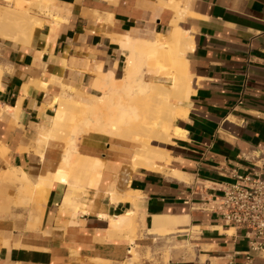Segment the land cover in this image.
Wrapping results in <instances>:
<instances>
[{
  "label": "crops",
  "instance_id": "1",
  "mask_svg": "<svg viewBox=\"0 0 264 264\" xmlns=\"http://www.w3.org/2000/svg\"><path fill=\"white\" fill-rule=\"evenodd\" d=\"M168 2L50 0L60 21L44 17L28 42H4L0 172L20 168L35 182L57 168L64 140H49L42 154L35 142L51 124L53 98L98 92V70L121 78L134 44L128 37L168 41L174 16ZM179 4L194 13L178 21L192 37L185 57L194 91L180 102L187 115L171 125L169 160L131 168L124 160L133 150L128 139L84 133L79 151L104 161L98 187L54 181L40 211L35 200L17 197V182L0 177V264H246L247 238L222 221L219 200L233 173L248 171L253 153L264 148V0ZM143 69L146 80L167 83L166 75ZM112 183L139 195L114 202L106 192ZM129 209L136 210L133 236L109 222ZM160 216L167 229L150 233ZM131 247L139 257L128 263ZM250 252L251 264H264L260 252Z\"/></svg>",
  "mask_w": 264,
  "mask_h": 264
},
{
  "label": "bare ground",
  "instance_id": "2",
  "mask_svg": "<svg viewBox=\"0 0 264 264\" xmlns=\"http://www.w3.org/2000/svg\"><path fill=\"white\" fill-rule=\"evenodd\" d=\"M13 1L16 3L15 7L0 9V19L6 18L13 23L12 29L9 25L8 28L10 29L7 28L8 30L0 33V36L3 35L4 39L16 43L28 42L34 29L41 26L45 19L29 14L25 7L26 0L24 2ZM49 1L39 0L38 2L44 8L46 15H48L47 18L53 20L55 24L59 18L51 13ZM168 3L174 10L168 41H160L158 39L150 41L128 37L129 41H133L134 44L125 63V74L121 78L116 77L112 71L102 72L98 70L97 83L94 86V88L98 89H93L98 92L83 93L91 98L90 103L65 99L61 96L53 98L56 108L54 115L50 118L51 124L47 127V132L38 133L35 141L39 154H42L49 140L59 138L66 131H69L67 133L72 132V136L75 137L88 132H99L125 138L132 143V152L124 157V160L130 164L131 168L144 167L153 169L157 162L169 160L170 149L166 145L171 144L169 127L177 117H185L187 115L188 108L180 102L188 99L190 93L194 91L191 84L192 75L188 71L185 57L186 51L192 47V37L179 25L178 21L185 15H194V13L181 7L179 4L180 0H169ZM49 28H52V26ZM144 66L151 69L157 67L160 72L167 71V83L162 80H146L143 77ZM159 69L158 73H160ZM2 72L3 68L0 66V80ZM72 91H75V89H72ZM145 132L148 134V143L141 142L138 138V136H143ZM152 139L162 142L163 145L151 143ZM2 146V150H6L4 145ZM2 146L0 145V147ZM76 148L78 149V147ZM79 153L76 151L74 154L79 155ZM89 156L92 158L88 159L87 163L94 171L90 185L97 188L102 175L104 161L98 156H92L91 153ZM74 157L76 156L74 155ZM76 160L72 164H75ZM67 178V172L59 167L53 171L39 174L35 182L30 181L26 172L20 168H18L14 176V179L25 183L22 188L24 195L41 201L44 200L48 189L53 185L54 181L59 180V182L71 184ZM118 190L112 183L106 191L114 202L120 198L135 200L137 195H139L137 190L130 189V187L124 192H119L120 190ZM122 190L124 189L122 188ZM101 215L103 217L108 216L107 214ZM164 219L165 217L162 216L157 217L156 222L159 225H163ZM109 222L112 230L121 231L130 227L132 219L131 215L125 212L110 217ZM130 229L132 230V228ZM129 253L128 262L132 263L137 258V253Z\"/></svg>",
  "mask_w": 264,
  "mask_h": 264
},
{
  "label": "built area",
  "instance_id": "3",
  "mask_svg": "<svg viewBox=\"0 0 264 264\" xmlns=\"http://www.w3.org/2000/svg\"><path fill=\"white\" fill-rule=\"evenodd\" d=\"M220 195L222 221L241 229L249 249L245 251L246 264H251L257 251L264 257V148L251 157V167L244 173H233Z\"/></svg>",
  "mask_w": 264,
  "mask_h": 264
},
{
  "label": "rangeland",
  "instance_id": "4",
  "mask_svg": "<svg viewBox=\"0 0 264 264\" xmlns=\"http://www.w3.org/2000/svg\"><path fill=\"white\" fill-rule=\"evenodd\" d=\"M18 1L24 2V0H18ZM38 1L39 0H26L25 7L27 9V12L29 14H31V15H34L37 18H40V19H43L44 17H48V15H46V13L44 11V8L40 5V2H38ZM15 6H16V3L13 0H0V9H5V7L10 8V7H15ZM0 20H1L0 21V33L4 32V31H7L10 28L12 29L13 23L11 22V20L6 19V18H2ZM2 23L5 24V25L3 26ZM9 25H10V28H8ZM6 41H11V40L4 39V36L1 35L0 36V56L2 55L3 44ZM12 42H14V41H12ZM14 43H16V42H14ZM155 69H157V70H155ZM158 69L159 68H157V67H155V68L153 67V70L156 71V72H158ZM159 72H160V69H159ZM160 73L166 75L167 71H165V72L163 71V72H160ZM75 100L76 101H81V102H84V103H90L91 102V98L89 96H87V95L85 96V94H83V93H82V97L81 98L75 99ZM48 125L46 127H48ZM171 125L169 127L170 135H171ZM45 132H47V128L45 129V131L43 133H45ZM67 132H69V131H66L65 133L61 134L60 137H59V138L64 140V146H63V152H62L61 161H60V164L57 166V168L58 167L62 168V169H64L67 172V175H68L67 180L72 185H77V186H80V187H82L84 189L85 188H90V187H92L90 185V180L93 177L94 171H93V169H91V167L88 165L87 162H88V159H90L92 157L89 156V155H86L84 153H81V152L79 153V149H77L76 147H78V139L80 138V136L79 137H75V136H72V132H70V133H67ZM138 138H139V140L141 142H143V141L146 142V143L149 142L148 134L146 132L143 133V136H138ZM150 142L151 143H155V144L163 145L162 142H159V141L153 140V139ZM170 142L171 143L173 142L172 141V135H171V141ZM166 145L168 146V144H166ZM74 151L75 152L78 151L79 155L78 154H74L75 153ZM72 153H73V155H72ZM74 155L76 157H74ZM73 159L74 160L77 159L75 164H72L74 162ZM11 168L12 169L8 168V169H5V170L1 171L0 172V177L3 178V179H9V180H12L14 182H17V184L20 185V188L18 190L19 193L17 192V197L20 200H24L21 197V195H23V197L25 199L28 198V199L35 200L37 202V210L40 211L41 210V202L42 201L37 199V198H29V197H27L26 195L23 194L22 188L25 185V183L14 179L15 173H16V171L18 169H16L15 167H11ZM102 169H103V167H102ZM130 200H133V199H130ZM35 209H36V207H35ZM126 213L131 215L132 223H131L129 228L125 229V231L130 230L128 232H131V235L133 236V235H135L134 231H135V226H136V210L129 209V210L126 211ZM29 224H30L31 227H34V225L36 224V220L33 218V214L30 215ZM159 226H161V225H159L158 223L155 222L154 228H152V229H150L148 231L150 233L158 234V231L156 230V228H158ZM130 228H132V230ZM162 228L167 229L166 225H165V222H164V225H163ZM129 252H136L137 253V258L139 257V251H138L137 248L131 247ZM146 256L148 258L151 257L148 250L146 252ZM137 258L135 260H137ZM163 260H164V262L167 260V254H165V257H164ZM127 262H128V259H127Z\"/></svg>",
  "mask_w": 264,
  "mask_h": 264
}]
</instances>
